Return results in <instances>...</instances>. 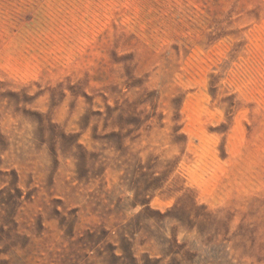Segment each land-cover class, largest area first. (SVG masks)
Instances as JSON below:
<instances>
[{"label": "rangeland", "instance_id": "obj_1", "mask_svg": "<svg viewBox=\"0 0 264 264\" xmlns=\"http://www.w3.org/2000/svg\"><path fill=\"white\" fill-rule=\"evenodd\" d=\"M0 264H264V0H0Z\"/></svg>", "mask_w": 264, "mask_h": 264}]
</instances>
